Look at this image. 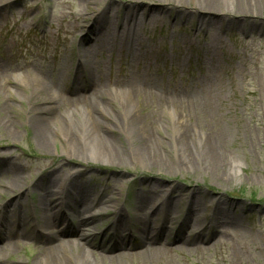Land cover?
Returning <instances> with one entry per match:
<instances>
[{
    "label": "rangeland",
    "instance_id": "374dc122",
    "mask_svg": "<svg viewBox=\"0 0 264 264\" xmlns=\"http://www.w3.org/2000/svg\"><path fill=\"white\" fill-rule=\"evenodd\" d=\"M179 1L3 2L0 64L6 63L2 68L10 80L5 83L9 91L0 94V204L20 192L10 189V184L21 174L24 190L40 180L66 182L74 175V184L99 192V199L113 196L118 200L119 210L101 201L89 207L83 194L70 189L67 199L55 201L63 203L61 207L68 212L76 204L87 217L96 215L93 228L85 232H95L91 242L98 244L110 239L108 233L115 230L111 229L112 220L120 210L129 215L131 223L119 232L131 228L139 237L145 225L156 226L149 222L138 227L133 221L139 197L160 203L171 197L173 220L164 224L172 233L168 239L171 244L162 240L163 250L150 256L148 264H264V0H220L222 11L194 15L199 10L192 0ZM133 6L141 10L130 14ZM106 10L109 22L98 29L96 17ZM142 11L155 18L142 21L139 29L132 28L131 20ZM197 15L213 20L200 21ZM116 33L122 39L114 37ZM84 53L90 56V67L80 64ZM27 74L49 86L58 100L57 114L67 115L76 124L84 110L95 115L109 112L122 120L124 114L115 103L122 104L119 94L133 81H144L175 97L171 100L178 101L176 106L156 102L132 106L156 124L158 149L174 169L152 166L144 157L125 151L124 165L108 163L103 153H85L84 147L74 154L65 149L60 135L50 142L48 150H41L24 111L29 101L23 91L30 89L20 87L14 78ZM86 79L93 80V87ZM100 90L111 92V98L101 99ZM36 95L39 100L45 98ZM79 96L87 104L73 103ZM192 98L200 104H189ZM181 104L182 109L178 108ZM169 112H177L179 118L169 117ZM108 119L103 117L105 122ZM181 127L188 128L185 140L177 139ZM114 131L119 148L136 151L135 141L116 128ZM71 135L78 139L75 131ZM208 141L217 144L222 154L218 171L207 157ZM153 183L161 190L154 191ZM37 193L24 199L33 216L54 205L48 201L45 205ZM189 209L197 211L204 222L201 226L207 225V230L202 232L190 216L186 217ZM196 233H203L204 238ZM178 237H197V241L183 244ZM1 243L12 248L8 259L22 264L32 263L40 247L36 240L12 234H4ZM137 252L126 249L124 264H145Z\"/></svg>",
    "mask_w": 264,
    "mask_h": 264
},
{
    "label": "bare ground",
    "instance_id": "6f19581e",
    "mask_svg": "<svg viewBox=\"0 0 264 264\" xmlns=\"http://www.w3.org/2000/svg\"><path fill=\"white\" fill-rule=\"evenodd\" d=\"M5 1L10 0H0V10L5 7L6 4L2 6ZM192 1L198 7L196 9L199 10L198 12L192 13L193 15L197 13L203 14L205 11V14H207V12L212 14L213 11H222L220 7V0ZM236 6L237 5L235 4V7ZM131 8L130 14H136L141 10L136 6ZM108 12L109 10H106L96 17V21H98L96 25H100L98 29H100L102 25H107L109 22ZM190 14L191 13L188 12V15ZM182 15L183 17L188 16L187 14ZM151 17L155 18L152 15H148L147 11H142L141 15H136L135 18L131 20L132 25H134L132 28L139 29L143 26L142 21L152 19ZM208 17L210 19H207ZM196 19L200 21H209V23L213 20L210 16H199V18ZM114 37L122 39L118 36V33H116ZM90 61L89 54L84 53V55L81 56L80 64L84 68L86 66L90 67ZM2 66L3 64L0 65V94L3 90L9 91V88L6 87L5 83L7 82L6 80H10V77H7V74ZM14 78L17 79V83L20 87L30 89L26 92L23 91L26 95L25 98H28L27 100L29 101V106H27L24 111L28 114L30 122L33 125L34 139L41 150H48L50 142L56 141V138L60 135L63 140H65V149L68 148L69 150H72L74 154L81 153V150H83L84 147L85 153H89L90 155L103 153L107 158L108 163L110 162L115 165H124L127 163L125 153L127 152L144 157L145 160L150 162L152 166L174 169L170 163H167L163 159L162 153L158 149L159 139L155 138L156 124L151 123L148 116L137 114L135 110L132 109L134 104L136 107L138 106L140 108L141 106L153 104L154 102L162 106L165 104H173L176 106L178 105V101L171 100L173 96H166L164 93L156 91L153 85L144 81H140L138 83L133 81L134 84H130V86L126 88V91L119 94V99L121 98L122 104L115 103L116 108L120 109V111L124 114L122 120L109 112H105L107 113L105 115L103 112L98 111L95 115L94 113L91 114L84 110L81 112V120L76 124L73 120L67 119V115V117L65 115L64 117H60L57 114L59 104L56 102L58 100L54 96L55 94L50 90L49 86H47L43 81L36 78L32 74L14 76ZM86 82L89 86L93 87V80H87ZM98 88L100 89L99 86ZM101 92L102 91L100 90L99 93L101 99L103 96H109L110 98L112 96L111 92L104 94ZM36 94H41L40 96H45V98H41L42 100H39ZM192 99L193 102L189 101V104H200V100L197 98ZM81 102L87 104L86 100L81 98V96H79L78 99H73V103L79 104ZM181 107L184 108L183 104H181L178 108ZM168 116L171 118H179L177 112H169ZM103 117L109 118L108 122H105ZM62 119L65 120L63 124L61 122ZM4 122L7 123L8 120H5ZM114 127L117 132L124 135L127 134L126 136L130 138L131 141H135V143H137V146L135 147L136 151L130 150L131 152H129L118 147L116 139L113 135V132H115ZM181 128L182 133L179 138L177 137V139L185 140L188 128ZM72 131H75L78 134L77 140L72 137ZM92 138H94L95 141ZM218 142H220L219 139ZM205 150L208 159L214 165L212 168L218 171L217 165L221 163L222 154L220 149H218L217 144L210 141L205 142ZM187 153L190 152L187 150ZM12 168L16 169L13 165ZM18 178L19 179L14 180V182L10 184V189H20V192H18L16 197L8 199L6 202L0 204V231L6 234L21 236L26 240H36L39 242L38 245H40V247L38 254L30 264H105L108 260L110 261V264H124L123 260L126 258V249H136V251H138L136 256L142 258L145 261V264H148L147 261L151 260L150 256L155 254L157 251L163 250L164 246H161L162 240L165 239L169 243L168 239L171 237L172 233L170 230L165 228L164 224L168 220H173V212L171 213V209H169L171 197L162 203L150 200L146 196L138 198V203L134 209L135 215L132 217L135 224H137L138 227L141 226L142 223L147 224L149 222H154L156 224L154 228L151 227L150 229L147 225H145L146 227H144V233L140 242L133 238H125L131 235V232H129L131 229H127L125 232L117 231L129 226V222L131 223L129 215L120 210L111 223V229H115L116 231L114 230L113 232L108 233L109 237L119 238H116L113 243L104 239L100 243L94 244L91 242V238H94L96 233L94 232L92 235H88L85 230L87 228H93L92 226L97 216L94 214L89 217L85 216L86 214L77 210L76 204L74 207H71L68 212H72V214H74L71 216L66 212H63V209L60 210L63 203H56L55 201H57V199L61 201L67 199L68 194L69 196L71 195L70 189L76 190L78 194H83L85 197L84 201L88 203L89 207H95L101 201L102 203L100 204H111L116 208V210H119L118 206L116 207L118 204L117 199L113 196H108L105 199H99V192H93L89 187L84 186L82 183L74 184V175L70 176L72 182L70 179L67 180L66 183L50 178L44 183L40 180L26 190L21 189L25 186L24 176L21 174ZM152 188H154V191L158 192L162 187L159 184L153 183ZM170 190L173 191V189ZM35 192L39 193H37V196L43 200L45 205L47 201L48 203H53L54 205H52V210L56 211L57 209L58 211L52 215V218H49V215L45 216V214H41V223L36 222L34 224H30L31 222L28 219L21 218L20 211L24 210L26 214H29V204L24 202V199L28 195L30 196L31 193ZM11 207L14 211L10 209ZM45 210H48V206ZM196 212L197 211L189 209L186 217L189 218L188 216H190V219H193L197 228L204 232L209 227L207 225L206 227L205 225L201 226V223L204 224V222L198 218ZM12 213L14 215H12ZM13 218L15 220H13ZM140 231L142 230L140 229ZM103 233H105V231ZM197 237L204 238L203 233H199ZM197 237L196 239L178 237V240H180L183 244H190L197 241ZM97 251H100V253L103 254L97 255ZM11 252L10 247L0 249V264H12L8 259ZM107 254L112 256L108 257ZM130 258L132 257L130 256Z\"/></svg>",
    "mask_w": 264,
    "mask_h": 264
}]
</instances>
